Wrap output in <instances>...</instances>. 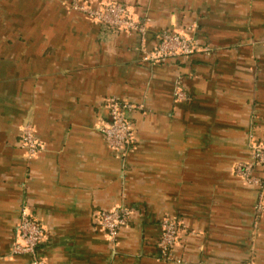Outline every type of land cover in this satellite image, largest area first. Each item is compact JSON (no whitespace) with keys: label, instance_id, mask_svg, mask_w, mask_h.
I'll return each instance as SVG.
<instances>
[{"label":"crops","instance_id":"crops-1","mask_svg":"<svg viewBox=\"0 0 264 264\" xmlns=\"http://www.w3.org/2000/svg\"><path fill=\"white\" fill-rule=\"evenodd\" d=\"M72 1L0 0V264H31L11 252L23 211L43 227V264H264V202L235 173L250 135L264 142V0H104L148 19L144 39ZM191 27L209 53L142 61L162 31ZM111 98L134 107L124 160L101 132ZM120 207L132 214L113 253L96 219ZM164 218L188 228L180 263L159 250Z\"/></svg>","mask_w":264,"mask_h":264},{"label":"built area","instance_id":"built-area-1","mask_svg":"<svg viewBox=\"0 0 264 264\" xmlns=\"http://www.w3.org/2000/svg\"><path fill=\"white\" fill-rule=\"evenodd\" d=\"M73 11H77L92 19L103 30L113 34L125 33L138 35L144 39L147 31L148 19H136L130 8L116 1L102 0H73L70 3ZM142 61L160 63L167 59H190L196 53H209L210 49L202 47L195 37V29L189 28L186 33L166 30L157 37V45L151 50L142 49ZM176 101H186L188 96L181 84L174 91ZM133 106L119 98L109 100V118L104 121L101 132L109 147L118 152V157L124 160L133 147L134 130L129 113ZM22 146L30 159L43 151V144L39 140L32 125H26L22 134ZM250 160L240 163L235 168L237 176L245 183L259 190V202L256 206L258 213L262 211L264 202V142L249 137ZM132 211L120 207L112 211H103L97 216V223L110 240L113 253H116L121 227L126 225ZM159 250L167 262L180 263L174 257V250L179 245L182 236L187 232V226L178 219L164 218L161 221ZM43 227L26 211L22 212L17 226L11 252L16 256H28L31 264H43L39 256V247L44 240Z\"/></svg>","mask_w":264,"mask_h":264}]
</instances>
